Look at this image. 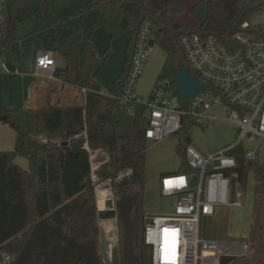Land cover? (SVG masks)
Returning <instances> with one entry per match:
<instances>
[{
    "label": "trees",
    "instance_id": "obj_1",
    "mask_svg": "<svg viewBox=\"0 0 264 264\" xmlns=\"http://www.w3.org/2000/svg\"><path fill=\"white\" fill-rule=\"evenodd\" d=\"M51 1L10 0L11 24L0 38V70L2 49L20 48L13 38L17 21L35 7L55 29L47 45L56 48L65 59L66 71L61 79L80 89L86 88V100L83 104L46 108L4 109L0 104V121L16 131L14 149L0 150V264H103L97 194L90 176L88 152L80 141L72 140L84 131L92 148H103L109 154L110 160L102 167L101 176L103 181L111 179L115 195L121 264H152V248L143 236L147 214L148 117L143 104H136L130 113L120 101L143 11L131 0H89L87 7L77 14L81 20L96 8L99 12L96 28L107 29L113 38L130 37L127 66L117 82L116 93L107 96L94 77L102 58L93 42L85 39L81 30L58 42L64 20L54 14ZM141 4L152 19L154 44L166 52L157 80L171 79L172 93L185 108L189 100L179 87L178 71L186 67L192 74L199 77L200 74L178 45L182 33L213 34L229 52L242 47L236 39L238 33L264 37V28L251 22L264 9V0H142ZM245 22H249L247 27L243 26ZM209 89L221 93L212 83ZM197 123L200 122L192 115H183L181 128L174 133L179 136L176 148L182 163L179 171L172 174L190 171L184 151L190 128ZM39 135H45L49 141L39 144L34 139ZM57 137L62 139L61 144L53 141ZM227 153L237 160V166L231 170L233 196L237 187L247 190L251 173L256 190L264 184V162L246 158L242 143L235 144ZM17 157L27 159L29 169L19 165ZM129 167L133 174L117 180L118 174ZM158 194L163 197L159 188ZM210 218L207 216L203 221L202 233L207 238H213L211 231L205 229ZM3 252L11 254V260L5 261ZM230 264L249 262L244 256Z\"/></svg>",
    "mask_w": 264,
    "mask_h": 264
},
{
    "label": "built area",
    "instance_id": "obj_2",
    "mask_svg": "<svg viewBox=\"0 0 264 264\" xmlns=\"http://www.w3.org/2000/svg\"><path fill=\"white\" fill-rule=\"evenodd\" d=\"M258 18L253 24L264 28V9L259 12ZM7 22V2L0 0V37L6 31ZM248 25L249 22L243 24L244 27ZM152 39V19L146 15L137 31L131 68L120 96L121 103L127 106L130 113L136 104H143L148 117L145 131L148 141L158 143L176 133L186 114L192 115L200 123L217 120L220 117L210 114V110L221 105L227 111L224 118L238 127L240 140L253 135L264 140V37L238 33L236 39L242 47L229 52L213 34L205 36L198 32L182 33L178 38V45L187 61L208 87L212 83L221 92L216 93L208 88L190 99L188 108L172 93V80L169 78L157 80L147 99L137 94L138 81L153 51L154 44H150ZM56 71L53 54L50 51L39 52L35 76L57 80ZM83 92L87 93V89L83 88ZM74 137L79 138L77 141L88 152L90 176L96 194L98 186L108 181L110 198L115 200L111 179L103 181L101 176L102 167L110 160L108 152L103 148H92L86 131ZM34 139L39 144L49 141L45 135L35 136ZM53 141L61 144L62 139L57 137ZM259 145L248 149L246 158L256 160L261 149ZM230 148L204 154L193 143L187 144L184 153L190 171L161 177L159 190L162 196L174 197L175 201L170 211L146 216L143 236L144 242L152 248V264H220L224 256L240 258L248 255L250 245L245 239L207 238L202 233L201 222L205 217L213 215L219 207L239 205L233 196L231 176L237 160L227 153ZM132 174L133 169L129 167L118 174L117 180L128 178ZM97 209L102 210L98 206V200ZM100 221L115 222L106 227L108 235L115 228L113 226L118 224L117 218ZM114 236L115 234L108 238V264L114 263ZM3 256L5 261L12 258L6 252H3Z\"/></svg>",
    "mask_w": 264,
    "mask_h": 264
},
{
    "label": "crops",
    "instance_id": "obj_3",
    "mask_svg": "<svg viewBox=\"0 0 264 264\" xmlns=\"http://www.w3.org/2000/svg\"><path fill=\"white\" fill-rule=\"evenodd\" d=\"M88 2L89 0L51 1V8L54 14L59 19L64 20L63 33L58 42H61L69 33L81 30L84 38L93 42L98 55L102 58V63L95 71L94 77L101 84L102 93L107 96H113L118 88L117 82L123 75L127 66L129 57L127 47L130 37L123 35L119 38H113L107 29L96 28L95 24L99 13L96 8L91 11L88 16L89 18L87 17L82 22L77 23L76 19L71 18L82 12L87 7ZM54 31L55 29L50 26L47 18L43 14H38L35 7L32 8L25 17L17 21L13 38L19 43L20 48L15 49L12 46H6L2 49L1 70L4 71V73L0 70V75L3 77V81L5 80V82L8 83V86L6 85L4 90L3 87L1 88L0 82V104L4 109L46 108L83 104L85 102L87 93L83 92V88L80 89L63 81L61 76L58 77L57 80H48L35 76L36 58L41 51H50L53 54L56 60L57 71L59 68H66L64 57L56 48H51L47 45V39ZM160 66L161 63L155 58L153 60L149 59L145 65L144 72L138 81L137 88H139V93L147 94L152 86L146 98L151 95L152 89L162 70ZM148 81H150L149 86L142 90V84ZM2 91L7 92V94L2 93ZM1 93L4 97H1ZM139 93L137 94L139 95ZM140 97L143 98V96ZM219 107L221 108V106H214L211 110H217ZM219 117V119L212 121H227L224 117ZM15 140V129L11 125L0 121V150L14 149ZM149 142L155 143L152 141ZM191 143L193 142L191 141ZM237 143L243 144V140L234 141L218 150L232 147ZM218 150H210L207 154ZM179 158L182 161L180 155ZM257 159H260L259 152ZM16 162L23 168L29 169V162L27 159L17 157ZM180 166L181 164L172 171H165L163 173L167 175L178 172ZM161 174L162 173L159 175L160 179L158 182H160L161 177L164 176ZM158 182H156V184H158ZM220 208L223 207H219L211 216H214Z\"/></svg>",
    "mask_w": 264,
    "mask_h": 264
},
{
    "label": "rangeland",
    "instance_id": "obj_4",
    "mask_svg": "<svg viewBox=\"0 0 264 264\" xmlns=\"http://www.w3.org/2000/svg\"><path fill=\"white\" fill-rule=\"evenodd\" d=\"M89 14L81 20L77 15L71 18L76 19V22L78 23L86 19ZM258 14L259 13L251 18L252 23L254 20L259 19ZM165 57L166 52L159 45L154 44L153 51L149 59L153 60L155 58L158 60V62L161 63L160 67L162 68ZM2 73H4V71H2ZM0 82L1 88H4L6 85L8 86V83H6L5 80L3 81V77H1V75ZM149 84L150 81L144 82L142 84V90L147 88ZM151 88L147 94L139 93V88H137L138 91H136L139 93V96L146 98L149 95ZM2 93L7 94V92L3 91ZM2 93L1 97H4ZM210 114H217L225 117L227 115V111L225 107L221 105V108L219 107L217 110H211ZM202 123L203 124L197 123L191 126L188 138H190L194 145L204 154H207L210 150H218L219 148H223L234 141L240 140L238 127L228 121L221 120ZM178 140L179 136L177 134H173L160 143H151L149 141L147 143V214L167 212L172 209L175 198L167 196L161 197L158 194V188L160 187V182H158V180L160 179V173L172 171L175 167H178L181 164L182 161L180 160L176 149ZM257 145L261 146V150L259 151V160L264 161V140H261L256 135L246 137L243 140V146L246 150L254 149ZM156 182H158V184H156ZM236 191L234 199L239 205L237 207L220 208L217 213L210 218L209 222L206 221L205 229L211 231V237L213 238H235L247 240L250 245L249 253L247 255L249 264H264V184H261L256 190L255 178L253 173H251L249 176L247 190L244 191L238 189L237 187ZM254 208L256 209L255 214L253 213L255 210ZM112 224H115V222L100 221L98 224L99 248L103 264H108L106 257L108 238L113 234H115V239L112 241L113 264H121L120 257L122 254V248L118 224L113 226L115 228L110 235L106 233V227H109V225Z\"/></svg>",
    "mask_w": 264,
    "mask_h": 264
},
{
    "label": "water",
    "instance_id": "obj_5",
    "mask_svg": "<svg viewBox=\"0 0 264 264\" xmlns=\"http://www.w3.org/2000/svg\"><path fill=\"white\" fill-rule=\"evenodd\" d=\"M134 2L142 11H143V18L148 15V9L144 6H142L141 2L142 0H131ZM9 4L10 0H7V8L9 12ZM142 18V19H143ZM163 22V21H162ZM11 24V16L9 14L8 16V22L6 25V30L9 29ZM150 44L153 45L154 41L153 39L150 41ZM66 71V68H59L58 71L55 73L56 77H60L62 73ZM177 81L179 84V87L184 95V97L187 100L192 99L196 95L208 90V84L203 82L197 75L192 74L190 70L186 67H182L179 69L177 74ZM78 137H74L72 140H77ZM81 139H84V136H81ZM187 143H191V139L189 138L187 140ZM230 172H228V175ZM98 218L99 220H111L117 218V210H116V203L113 198H109L106 202V208L98 211ZM203 226V221L201 222ZM203 228V227H202ZM236 257H229L224 256L220 260V264H230L237 260Z\"/></svg>",
    "mask_w": 264,
    "mask_h": 264
},
{
    "label": "bare ground",
    "instance_id": "obj_6",
    "mask_svg": "<svg viewBox=\"0 0 264 264\" xmlns=\"http://www.w3.org/2000/svg\"><path fill=\"white\" fill-rule=\"evenodd\" d=\"M109 182L101 183L97 188V200H98V206L101 209H104L106 207V202L110 198L111 191L109 188Z\"/></svg>",
    "mask_w": 264,
    "mask_h": 264
}]
</instances>
